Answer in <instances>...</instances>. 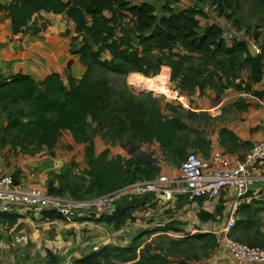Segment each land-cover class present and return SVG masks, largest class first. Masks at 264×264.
<instances>
[{
    "label": "trees",
    "instance_id": "1",
    "mask_svg": "<svg viewBox=\"0 0 264 264\" xmlns=\"http://www.w3.org/2000/svg\"><path fill=\"white\" fill-rule=\"evenodd\" d=\"M181 1L11 0L0 5V11L11 18L15 33L34 35L45 30L48 21L39 23L43 12L66 15L74 25L73 30H67L74 48L71 52L85 67L80 78L70 75L66 80L59 72H51L42 80L21 73L0 75V116H5L3 123L0 121V139L5 147L10 144L11 151L18 154L33 152L32 145L46 146L53 154L63 133L85 146L83 171L78 172L79 164L72 160L48 179V193L87 201L161 174V166L153 161L112 156L109 148L99 152L97 136L125 148L154 145L151 156L157 150L174 166H181L189 147L201 140L199 127L187 121L188 112L179 103L165 105L172 113L169 115L163 103L150 94L127 86L115 89L108 72L124 76L140 72L151 77L167 65L171 67V81L185 94L206 87L220 93L228 87L255 91L253 85L262 81L264 0H252L249 15L257 17L254 26L244 23L240 16L241 0H196L195 6L179 9L176 5ZM210 9L220 18L203 24L199 17L208 18ZM225 21L243 29L245 36L261 46V53L253 56L244 37L229 40ZM246 70L247 77L243 78ZM18 172L14 174L16 180ZM196 199L203 203L208 198ZM161 201L154 193L121 194L113 200L110 212L78 220L106 223L120 230L137 219L138 211L156 210ZM177 205L181 207L182 203ZM225 208L218 205L215 212L200 210L197 215L203 222H215ZM263 210L264 197L243 201L232 236L264 247L260 229ZM40 213L43 219L66 220L54 210ZM163 213L167 217L164 221L145 227L124 244L104 243L67 264H187L218 246L214 232L191 233L171 209ZM20 217L17 212L0 211L3 224L14 225ZM164 233L173 235V239L166 248L158 245L159 252H153L152 244L143 240L144 236ZM194 245L196 251L191 249ZM47 252L45 264H61L59 254L51 249Z\"/></svg>",
    "mask_w": 264,
    "mask_h": 264
},
{
    "label": "crops",
    "instance_id": "2",
    "mask_svg": "<svg viewBox=\"0 0 264 264\" xmlns=\"http://www.w3.org/2000/svg\"><path fill=\"white\" fill-rule=\"evenodd\" d=\"M10 1L5 0L2 5L5 6ZM42 15L44 18L39 19V23L48 21V26L45 30L33 35L30 32L15 33L11 18L6 12L0 11V75L9 77L21 73L30 75L36 80H42L51 72H59L65 80L70 75L80 78L85 72V67L80 63L78 55L71 52L74 48L71 46L70 36L67 35V30L74 29L73 23L64 14L43 12ZM255 46L257 52L253 56L261 53V49H257L258 45L255 44ZM170 72L171 67L169 66L165 67L162 71V77H160V79L163 78L162 84L159 82L162 86L163 84H169ZM247 74L248 70L244 73L243 78H246ZM159 83L156 84L161 87ZM253 88L255 91L228 87L220 93L211 87H206L204 91L196 88L190 94H186L190 101V107L187 110V121L191 125L199 127L201 139L196 145L189 147L188 152H195L203 159H209L216 152H221L229 161H235L238 158H242L254 143L262 140L263 131L261 126L264 123V74L262 81L254 84ZM166 104H174V102L166 101L163 103V110L172 115L171 111L165 109ZM191 117L193 118L191 119ZM100 137L97 136L95 138L97 148L98 141L101 140ZM144 146L145 144L140 148H134L136 153L129 155L153 161L154 164L161 166V174H165L170 178L178 177L180 166L169 164L164 160L165 157L160 152H158L160 154L159 157L154 155V157L147 158L149 154L144 155L142 152L145 149ZM32 147L35 149L31 153L18 152L16 157L13 155L10 165H5L2 161L0 163L5 166L7 172L13 175L21 171L20 173L18 172V181L29 182L31 186L39 187L43 190H47L48 179L54 172H60L72 160L78 164L80 161L85 160V146L76 143L67 133H63L58 144L53 149V154H51L46 146L37 148L32 145ZM151 148L153 146H150ZM2 149L5 152H3V155L0 154V160L4 161V154L8 149ZM120 155L126 158L130 157L125 154V147L122 146ZM253 173L257 179L251 187V194L244 198V202L250 201L252 197H264V161L255 166ZM233 194L231 189H226L219 197L206 199L203 203H200L197 199L181 196L169 204L161 201L160 205L157 206L156 210L159 212L162 213L171 209V212L175 213V216L179 213L183 214L187 212L188 216L186 218L181 216V221H188L187 226L189 228L186 226L185 229L191 233L203 231L214 232L217 235V247L204 252V255H201L199 260L189 261L187 264H262L238 262L219 241L225 222L232 210ZM187 198L188 201H186ZM177 202L182 203L181 207H178ZM218 205L226 206L224 214L219 221H215L211 225L212 221L203 222L199 219L197 213L200 210L215 212ZM30 211L32 210L19 209L17 213L21 217L14 225L3 223H0V225H8L12 230L15 228L14 230L17 232L14 237H17V242L25 243L27 248L30 249L31 246L33 249L35 247V236L32 232L33 224L28 223L25 229L20 227L22 223H25L24 219L27 214H31ZM91 211L87 216L108 212L100 208L99 210L95 208ZM82 212L83 209L77 215L79 216L78 218L87 217H80L83 215ZM32 218L35 223L44 225L45 229H51V231H48L50 236L45 237V243L39 242L44 243L45 246V255L42 258V262H28L25 261L26 259L22 261L12 256L9 258L11 259L9 262L8 259L0 260V264H45L48 249L53 250L63 258L61 264H67L70 263L73 257H79L91 250H96L104 243H125H121L120 239L122 229L115 230L112 225L106 223L87 219L78 220L75 216L65 218L66 220H47L41 216L36 219L32 216ZM189 218H192V221ZM194 220L198 224L200 223L199 228L189 225ZM193 224L197 223L193 222ZM59 228L63 229V235H65L66 239H62L63 235L58 233ZM260 229L264 233V210L261 212ZM12 232L10 231L8 234L12 236ZM8 234L0 230V249L12 246L11 241L13 236L10 237ZM67 234H71L70 236L73 238L67 236ZM39 243L38 245H40ZM62 243L61 249H63L57 251V248ZM26 251L29 254V250Z\"/></svg>",
    "mask_w": 264,
    "mask_h": 264
},
{
    "label": "built area",
    "instance_id": "3",
    "mask_svg": "<svg viewBox=\"0 0 264 264\" xmlns=\"http://www.w3.org/2000/svg\"><path fill=\"white\" fill-rule=\"evenodd\" d=\"M5 0H0L2 5ZM257 49H259L257 47ZM155 92V91H154ZM167 100H174L185 109L190 107L188 96L171 84L169 78L168 92L162 93ZM263 139L254 143L242 158L229 161L221 152H216L209 159H203L195 152H189L180 166V174L170 178L159 174L152 179L134 182L110 194L89 201H77L67 196L53 195L29 182L18 181L7 172L0 163V211L17 212L18 209L54 210L66 218L74 217L79 207L94 206L111 211L112 202L121 194L154 193L165 204L178 197L189 199L219 197L226 189L234 193L232 210L225 222L219 241L238 262L264 264V247L249 245L235 239L231 232L238 219V207L248 195L257 177L252 170L264 161V123L261 126ZM34 176V174H32Z\"/></svg>",
    "mask_w": 264,
    "mask_h": 264
},
{
    "label": "rangeland",
    "instance_id": "4",
    "mask_svg": "<svg viewBox=\"0 0 264 264\" xmlns=\"http://www.w3.org/2000/svg\"><path fill=\"white\" fill-rule=\"evenodd\" d=\"M132 1L133 2H142V0H132ZM153 1H155V0H153ZM241 2L243 4V7H242V10L240 12V16L244 19V23H248V24L254 26L256 24V22H257V17H250V15H249L250 14L249 10L252 7V0H241ZM195 4H196V0H182L179 3V6L177 8L184 9V8H188V7H193V6H195ZM199 18L201 19L203 24H208L211 21L217 20L220 17L217 16L216 13L210 9V15H209L208 18H204V17H201V16ZM224 24H225V31H226V34H227V38L229 40H231L230 38H232L233 36L234 37H244L247 40L248 47L252 45L256 49V46H255L256 43L253 42L249 36H245L243 29L239 30L238 27L235 26L231 22L225 21ZM256 45H258L257 47H260V49H261V46L259 44H256ZM178 50H180V49H178ZM165 67H167V65H164L161 68V71L159 72V74H157L155 76H151V77L143 75V73H140V72H131L127 76L108 72L107 75H108L109 79L112 81L114 88L117 89V90H121L124 86H127L129 89H131L133 91H140L141 90L140 88H142L143 93L150 94L151 96L159 99L161 101V103H165L166 101H168L167 98L164 95H162V93H158V92H161L163 90V88L161 90H156V89L159 88V86H157L156 83L160 82L162 84L163 78L160 79V77H162L161 73H162V71L164 70ZM132 74H135V76L137 74L138 75H140V74L143 75L145 77V79L150 80L151 82H153L154 83V87L153 88H155V87L156 88L152 89L150 87H148V88L142 87V86L140 87V85L132 83L131 80H130V76ZM170 75H171V72H170ZM170 81H171V76H170ZM171 84L173 86H175V84L172 81H171ZM151 85L153 86V84H151ZM145 86H147V85H145ZM161 87H163V86L161 85ZM169 101L174 102V104H178L174 100H169ZM189 104H190V101H189ZM186 110H188V109H186ZM4 120H5V116L4 115L0 116V121L2 123H3ZM8 142H10V138H7V140L5 141L6 144H8ZM98 142L99 143H98V148L97 149H98L99 152H100V150H104L106 148H109L112 156H117V155L121 154V145L120 144H118V143L117 144H110V143H107L106 141H104L102 138ZM2 143H3V141L0 139V154L3 155V152H5V151L2 148L5 147V146ZM9 145L10 144L6 145V147H5L6 149H8V151H6V153L4 154V158H5L4 161L0 160V161L4 162L5 165H10L11 164L10 160L12 159L11 157H13V155L16 157V155H17V153H15L14 151H11L12 149L9 148ZM144 147H145V149L143 151L144 152L143 154L144 155L149 154V157H150L151 156L150 146L148 144H145ZM153 148H155L154 145H153ZM131 153H133V154L136 153V150L134 149V147L125 148V154L127 156H130L129 154H131ZM154 155H156L158 157L160 156V154H158L157 150L155 151ZM85 166H86L85 160L80 161L79 162L78 172H82L83 169L85 168ZM252 173H253V170H252ZM92 199L93 198H91L89 200H92ZM89 200H87V201H89ZM99 208L100 207H98L97 210H99ZM82 209H83V212H82L83 215L80 216V217H85L88 214H90L92 212L91 210L95 209V207L94 206H87V205H85L83 207H79V210L75 214V217H77V218L79 217L77 215L80 214V210H82ZM100 209H102V208H100ZM30 212H31V214L30 213L27 214L26 218L24 219L25 223H22L20 225V227L25 229L28 223H32L33 224L32 232L34 233V236H35V239H34L35 247L32 249L31 246H30V249H29V248H27V245L25 243L23 244L22 242H17V237H14V235H16V232H17V231L14 230L15 228L13 229L14 230L13 231L10 228V226H8V225H0L1 232L4 231V232H7V234H8V232H10V231L12 232L13 231L12 232V236L13 237L8 234V236L12 237V241H11L12 246H10V248L0 249V260L3 261V260H7L8 259V262H9L11 260L9 258L14 256L15 258L20 259L22 261H24L26 259L25 261H28V262H40V261L42 262V258L45 255L44 254L45 253L44 243H45V239H46L45 237L48 236V235L50 236L48 231H51V229H45L44 225H41L40 223H37V222L35 223L33 221L32 216L34 217V219H36V218L41 216L40 210H32ZM136 214H137V219L135 221H129L127 223V225L122 229L121 236H120L121 243H123L125 241H128L132 236H134L136 233H138L139 231H141L145 227L152 226L153 224H155L157 222H160V221L162 222V221L165 220V218H167V217L164 216L163 212L161 213L158 210L143 209L141 211H138ZM181 216L183 218H186L188 216V213L187 212H184L183 214L179 213L177 215L178 220L182 219ZM189 219L192 221V218H189ZM183 222H185V221H183ZM193 222H196L197 224H193ZM193 222L189 223V225H193V226L199 228L200 223L198 224V222L196 220H194ZM185 224H186L185 225V227H186L188 225V221L185 222ZM213 224L214 223L212 222L211 225H213ZM187 228H189V227L187 226ZM58 233L63 235L64 234L63 229L59 228V232ZM70 235L67 234V236L73 238ZM62 239H66L65 235H63ZM172 239H173V237L171 235L165 234V233L161 234V235H156L155 234V235H151V236H144V238H143V240L145 242H148V243L152 244V248H155L153 250V252H159V250L157 251L156 248L158 247V245L160 246V244L162 245L161 246L162 248H166V246L169 245V243H170V241ZM39 242H44V243H39ZM38 243L40 245H38ZM62 245H63V243L57 248V251L63 249V248L61 249ZM191 249L196 251L198 249L197 245H194L193 248L191 246ZM26 250H29V254H28V251H26ZM55 250H56V248H55ZM47 254H48V252H47ZM68 256H69V254H68Z\"/></svg>",
    "mask_w": 264,
    "mask_h": 264
},
{
    "label": "bare ground",
    "instance_id": "5",
    "mask_svg": "<svg viewBox=\"0 0 264 264\" xmlns=\"http://www.w3.org/2000/svg\"><path fill=\"white\" fill-rule=\"evenodd\" d=\"M139 74V73H138ZM136 75L135 76V74H132L131 76H130V80H131V82L132 83H134V84H138V85H140V87L142 86V87H146V88H148V87H150V88H152V89H155V88H153L154 87V83L153 82H151L150 80H147V79H145V77L143 76V75ZM151 84H153V86L151 85ZM144 85V86H143ZM145 85H147V86H145ZM158 85V84H157ZM159 86V85H158ZM161 87H159L158 89H156V90H161L160 89ZM166 91V92H165ZM168 92V85H164L163 84V90L160 92V93H167Z\"/></svg>",
    "mask_w": 264,
    "mask_h": 264
},
{
    "label": "water",
    "instance_id": "6",
    "mask_svg": "<svg viewBox=\"0 0 264 264\" xmlns=\"http://www.w3.org/2000/svg\"><path fill=\"white\" fill-rule=\"evenodd\" d=\"M179 6V4H177L176 5V7H178ZM249 49H250V51H251V53H252V55L254 54V53H256L257 51L255 50V47H253L252 45L251 46H249ZM141 90L140 91H137V92H139V93H143V90H142V88H140ZM131 147H134L135 149L137 148L136 146H134V145H132ZM147 158H151V156L149 157V155H148V157Z\"/></svg>",
    "mask_w": 264,
    "mask_h": 264
},
{
    "label": "clouds",
    "instance_id": "7",
    "mask_svg": "<svg viewBox=\"0 0 264 264\" xmlns=\"http://www.w3.org/2000/svg\"><path fill=\"white\" fill-rule=\"evenodd\" d=\"M259 48V47H258ZM260 49V48H259ZM144 75V74H143Z\"/></svg>",
    "mask_w": 264,
    "mask_h": 264
}]
</instances>
